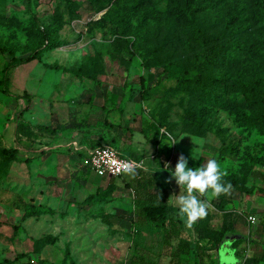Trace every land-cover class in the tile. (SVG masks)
<instances>
[{"label": "rangeland", "instance_id": "obj_1", "mask_svg": "<svg viewBox=\"0 0 264 264\" xmlns=\"http://www.w3.org/2000/svg\"><path fill=\"white\" fill-rule=\"evenodd\" d=\"M185 1L223 58L204 61ZM259 15L264 0H0V264L130 263L135 194L128 174L91 169L95 141L154 152L149 169L169 189L180 154L190 168L215 159L232 190L202 197L208 214L191 229L209 257L247 235L221 264H264V123H238L229 104L246 105L257 78L264 91V59L247 52ZM223 71L229 92L198 79Z\"/></svg>", "mask_w": 264, "mask_h": 264}, {"label": "trees", "instance_id": "obj_2", "mask_svg": "<svg viewBox=\"0 0 264 264\" xmlns=\"http://www.w3.org/2000/svg\"><path fill=\"white\" fill-rule=\"evenodd\" d=\"M31 5V0H28ZM185 9L190 15L191 21L189 24L190 39L193 43L199 45V52L204 55L206 63H214L218 58H223L225 53L223 47L216 48L212 45V41L208 36V25L204 24L194 14H191L190 2L185 1ZM260 31L255 35L247 49L249 55H255L258 61L264 59V15L257 16ZM232 17L231 20H234ZM38 50H34L24 57L11 56L9 66L17 65L21 62L28 61L37 57ZM198 53L196 54V56ZM201 74L198 79L200 81L208 80L210 86L221 85L226 92H229L228 86L232 83L228 82L229 76L226 71L216 74ZM260 78L255 79L249 89H242L243 100L246 105L238 107L237 101L232 100L231 113L233 118L240 124L242 123H264V91H262L258 83ZM186 79H183L185 81ZM244 78H238L236 81L243 83ZM2 82L7 83V75L3 74ZM206 94L212 95L211 87H206ZM239 90V88H236ZM237 105V106H236ZM236 106V107H235ZM246 106V107H244ZM198 122V121H196ZM195 122V123H196ZM109 128L116 125L112 122L104 120L103 122ZM201 122L197 123L198 125ZM205 126L199 125L198 132L205 130ZM104 143L95 141L89 143V146ZM113 144L112 142H109ZM115 145V144H113ZM116 146V145H115ZM16 151L15 148L3 149L5 157L10 158ZM123 173L121 175H124ZM117 175V176H121ZM113 176H110V178ZM130 186L135 194L134 210L132 219L137 227H140L142 233L137 237L134 246V252L129 264H221L219 255L209 257L205 251L206 248L201 243L200 238L193 229H189L185 225V220L178 215V208L175 205V200L178 195L185 194L183 188L179 185L173 189H169L161 184L156 175L150 169H135V175L128 174V179L125 182ZM259 191L264 194V188ZM202 198V197H201ZM264 223V213H263ZM154 230L155 237L146 240L145 233L148 230ZM248 238L247 235L238 234L235 238L229 241L232 250L236 251L239 242ZM261 251V250H260ZM254 250L253 258L256 260L262 259V253Z\"/></svg>", "mask_w": 264, "mask_h": 264}, {"label": "clouds", "instance_id": "obj_3", "mask_svg": "<svg viewBox=\"0 0 264 264\" xmlns=\"http://www.w3.org/2000/svg\"><path fill=\"white\" fill-rule=\"evenodd\" d=\"M173 141L171 145L177 143ZM169 145V146H171ZM193 158H198L193 155ZM168 168V164H165ZM123 172L135 175V168L131 164L123 166ZM227 175L215 159H208L204 164L197 168L188 167V159L180 154L175 165L174 171L171 172L167 182L174 178L180 189L185 190V194H180L175 200L178 208V215L184 218L185 225L191 229L208 214L210 207L209 199H201L211 193V198H219L221 195H228L232 190L231 182H224Z\"/></svg>", "mask_w": 264, "mask_h": 264}, {"label": "built area", "instance_id": "obj_4", "mask_svg": "<svg viewBox=\"0 0 264 264\" xmlns=\"http://www.w3.org/2000/svg\"><path fill=\"white\" fill-rule=\"evenodd\" d=\"M88 164L100 176H117L123 174V166L131 164L135 169H149L148 160L155 157V153L134 157L120 151L115 145L104 142L88 147ZM249 220L254 222L255 216L250 214ZM252 254V253H251Z\"/></svg>", "mask_w": 264, "mask_h": 264}, {"label": "crops", "instance_id": "obj_5", "mask_svg": "<svg viewBox=\"0 0 264 264\" xmlns=\"http://www.w3.org/2000/svg\"><path fill=\"white\" fill-rule=\"evenodd\" d=\"M81 146H84V144H81ZM90 147V146H88ZM88 147L86 149H88ZM117 147V146H116ZM120 151H122L123 153L125 154H128V155H131V156H134V157H139V156H146L148 154H150L151 151H142L141 148H139L138 144L135 145V147H132L130 150L129 149H126L124 148L126 151L122 150L121 148L117 147ZM132 150V151H131ZM151 153H154V152H151ZM153 159V158H152ZM150 159V160H152ZM150 164V163H149ZM95 172V171H94ZM96 173V172H95ZM97 174V173H96ZM108 177V176H107Z\"/></svg>", "mask_w": 264, "mask_h": 264}, {"label": "water", "instance_id": "obj_6", "mask_svg": "<svg viewBox=\"0 0 264 264\" xmlns=\"http://www.w3.org/2000/svg\"><path fill=\"white\" fill-rule=\"evenodd\" d=\"M219 256L222 260L228 263L233 262L236 259L234 252L230 250L228 247L221 248Z\"/></svg>", "mask_w": 264, "mask_h": 264}]
</instances>
